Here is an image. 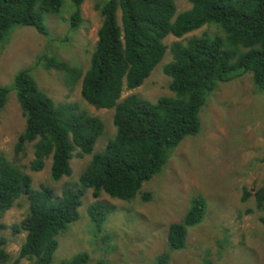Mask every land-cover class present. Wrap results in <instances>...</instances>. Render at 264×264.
<instances>
[{
  "label": "trees",
  "instance_id": "trees-1",
  "mask_svg": "<svg viewBox=\"0 0 264 264\" xmlns=\"http://www.w3.org/2000/svg\"><path fill=\"white\" fill-rule=\"evenodd\" d=\"M83 2L70 0L68 22L72 29L83 21ZM190 3L178 13L176 0H106L99 5L102 21L90 66L84 73L56 56L41 57L63 71L69 85L81 79V95L88 104L98 109L114 108L116 132L101 152L92 155L78 177V185L67 186L59 195L51 186L34 188L24 166L0 154V215L22 196H27L28 202L23 219L10 226L13 233L26 232L14 264L23 258L32 264L53 263L58 236L80 218L86 190L92 189L95 198L103 192L120 200L136 197L164 168L172 151L185 138L199 133L200 112L222 82L250 73L257 90L264 93V0ZM64 4V0H0V41L18 25L32 26L49 36L46 15L59 13ZM206 25H215L217 30L173 42L169 47L172 58L164 72L171 78L174 95L156 101L136 94L121 99L125 89L141 86L162 61L168 50L167 36L185 37ZM12 91L25 117L14 146L16 154L33 144L31 170H42L51 158L54 180L71 176V160L93 153L104 131L103 120L76 103L55 102L37 85L30 69L18 71L10 85L0 83V110ZM248 196L246 190L244 199ZM254 196L259 205L264 204V185ZM113 208L96 201L88 207V215L102 229ZM205 208L204 197L196 196L184 219L170 223V250L186 247L188 228L203 220ZM169 256L160 254L156 263L166 264ZM88 258L86 252H80L66 264H85ZM9 260L6 237L0 236V264Z\"/></svg>",
  "mask_w": 264,
  "mask_h": 264
},
{
  "label": "rangeland",
  "instance_id": "rangeland-1",
  "mask_svg": "<svg viewBox=\"0 0 264 264\" xmlns=\"http://www.w3.org/2000/svg\"><path fill=\"white\" fill-rule=\"evenodd\" d=\"M105 1L84 0L83 21L76 29L68 22L70 0H64L59 13L46 15L49 36L32 26L18 25L0 41L1 84L10 85L18 71L30 69L37 85L55 102L76 103L100 117L105 125L93 153L74 156L72 175L54 180L51 158L40 171L29 168L35 153L33 144L16 154L14 146L24 129L25 117L12 91L0 110V154L24 166L34 188L51 186L59 195L67 186L78 185V177L92 155L101 152L115 135V109H98L88 104L81 95V79L69 85L63 71L41 58L56 56L84 73L90 66L102 21L99 5ZM176 5L179 13L191 3L176 0ZM215 30V25H206L185 37L167 36L168 50L162 61L141 86L125 89L121 99L136 94L156 101L174 95L171 78L164 72L165 64L172 58L170 45ZM200 118L199 133L185 138L172 151L164 168L144 184L136 197L120 200L103 192L95 198L92 189L86 190L80 218L58 236L52 264H66L80 252L88 254L85 264H157L156 258L162 253H170L166 264H264V204L259 205L254 196L264 185V93L257 90L250 73L222 82L207 98ZM246 190L249 196L244 199ZM196 196L206 201L204 218L188 228L184 249L170 250L169 225L184 219ZM96 201L114 206L102 229L88 215V207ZM27 208V196H22L0 215V236L6 237L10 254L5 264H14L19 257L26 232L13 233L10 226L23 219ZM19 264L32 262L23 258Z\"/></svg>",
  "mask_w": 264,
  "mask_h": 264
}]
</instances>
